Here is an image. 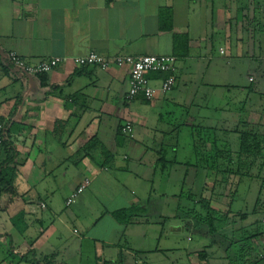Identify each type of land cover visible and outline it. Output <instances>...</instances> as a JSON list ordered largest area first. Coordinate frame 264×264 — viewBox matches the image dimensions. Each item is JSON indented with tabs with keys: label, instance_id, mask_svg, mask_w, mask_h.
<instances>
[{
	"label": "crops",
	"instance_id": "crops-1",
	"mask_svg": "<svg viewBox=\"0 0 264 264\" xmlns=\"http://www.w3.org/2000/svg\"><path fill=\"white\" fill-rule=\"evenodd\" d=\"M259 5L258 0L245 7L243 0H0V124L17 152L13 189L0 190V237L8 238L0 264L44 258L58 264H128L126 256L139 264L136 255L173 250L168 239L161 243L165 222L176 221L172 217L145 215L121 224L112 213L131 204L145 210L152 195L176 200L210 195L215 175L193 165L192 135L193 162L177 160L179 132L164 125L165 119L172 121L173 109L188 108L199 87L232 84L226 83V65L242 59L240 40L259 23L252 16ZM175 35H187V43L175 48ZM90 51L105 57L173 55L176 85L151 100L128 102V68L72 64L71 58ZM9 52L28 63L53 56L66 61L50 72L24 75L8 65ZM246 55L257 61L251 50ZM232 72L242 77L241 70ZM247 81L255 79L248 75ZM238 90L247 98H264L256 87ZM247 98L239 108L242 122L264 128V113ZM188 118L185 124L195 126ZM58 120L66 123L64 145L53 132ZM126 122L132 137L119 133ZM4 158L1 150L0 161ZM170 164L186 167L181 182L186 189L168 182L162 167ZM189 168L191 179L185 180ZM85 178L89 184L66 206ZM189 256L192 261L195 252ZM196 256L194 264L208 263V254L202 261ZM223 258L228 261L226 254Z\"/></svg>",
	"mask_w": 264,
	"mask_h": 264
},
{
	"label": "rangeland",
	"instance_id": "rangeland-1",
	"mask_svg": "<svg viewBox=\"0 0 264 264\" xmlns=\"http://www.w3.org/2000/svg\"><path fill=\"white\" fill-rule=\"evenodd\" d=\"M246 1L250 0H243L244 7ZM258 1L260 5L258 8H254L252 16H255L259 23L255 22L253 27L247 30V34L243 30L242 41L240 40V47L243 51L241 54L242 59L235 61V64L232 62L230 63L231 65H226L225 68L228 72L226 83L232 84H221V86H214L213 88L199 87L196 99L192 103H188V108L173 109L174 117L172 121H169L171 119H165L167 124L164 125L169 129L177 128L179 132L178 148L176 153H174L177 160L183 158L184 161L193 162L191 153V127L185 124V120L188 117L192 118L189 121L193 125L218 129L219 147L228 143L232 151L237 150L238 134L231 131L235 126L240 125V122L244 119L245 115L243 116L240 113L239 108L246 102L248 95V93L241 94L238 87L242 86L245 90L250 87H256L259 91L262 90L260 92H264V0ZM248 50H251L256 56L258 55L257 61L249 60L251 53L248 54V57L246 55ZM232 69L236 71L241 70L242 77L240 78L238 75H235L236 73L232 72ZM248 75L254 77L255 81L253 83L247 81ZM248 99L252 101L250 102ZM247 101L251 105L255 104L258 106V109L261 110L258 111L264 113V98L261 95L258 97L252 95L251 97V94H249ZM259 131L264 134V128L260 127ZM167 141L164 142V149L170 152V149H167V147H170ZM120 148L116 147V149ZM263 159L264 156L260 159V163ZM258 164L259 161L255 164L254 170L251 171V177L239 179L236 176H231L228 182L225 181L224 184L220 185L216 184L214 188H211L210 195L214 197L213 200L215 202L212 205L215 209L220 210V212H227L229 210L230 219L232 220L229 226L226 225L220 229L215 236L207 235L206 228L203 225L185 214L188 208L193 209V200L187 198L177 200L167 199L158 195H152L149 203L144 204L146 210L144 216L146 215L148 219H156L159 214H162L163 218L172 217V219L176 220L165 222L161 237V243L167 239L168 242H172L173 250L160 254L148 253L144 257L136 255V259L141 261L139 264H194L193 261L196 262L195 258H197L196 253L202 250L208 252L207 264H230L229 261L223 258L224 254L232 257L236 261V264H264V222L262 221L264 219V165L260 167ZM170 167L171 164L162 167L168 182L170 184L177 183L181 188L183 186L186 189L187 182L185 186L181 183L186 172V167L182 168L178 165ZM191 173L192 169L189 168L185 180L191 179ZM215 178L213 179L215 180ZM158 185L159 181L154 182L153 191H157ZM210 195L206 194L204 196ZM146 230L152 232V227H146ZM233 231L232 240L235 245H232L228 249V252H225L227 246L223 244L229 242L231 232ZM254 233H258L259 235L253 240L251 244L252 248L248 245L250 251L241 252L240 250L246 247L242 248L243 240L241 238L246 234L251 235ZM222 236L227 237V240ZM68 240L73 241L74 237L69 234ZM7 243L8 238L0 237L1 249L6 248L8 246ZM208 245L211 247H206ZM192 250L195 252V258L191 261L189 254H191ZM126 259L128 260V264H134L133 257L126 256Z\"/></svg>",
	"mask_w": 264,
	"mask_h": 264
},
{
	"label": "trees",
	"instance_id": "trees-1",
	"mask_svg": "<svg viewBox=\"0 0 264 264\" xmlns=\"http://www.w3.org/2000/svg\"><path fill=\"white\" fill-rule=\"evenodd\" d=\"M187 41V35H175L174 47L178 48L184 46ZM185 54L186 51L184 50L182 55ZM8 65H10V62ZM3 67L5 71L7 66L3 65ZM65 125V122L58 120L53 129L54 135L61 145H64L63 136ZM2 127L4 140L0 145V152L1 150L5 152V158L0 161V190L13 189V181L17 167V152L11 142L7 139L5 126L2 125ZM259 129L260 127L258 126H250L245 122H240V125L234 127L232 130L238 134L237 150L232 151L228 143L224 144L222 147L218 146V129L196 125L192 126V147L195 159L193 165L195 167L208 169L214 173L216 178L213 188L216 184L220 185L224 184L225 181L228 182L231 176H236L239 179L251 177V171L254 170L256 167L255 164H257L258 161L260 167L264 165V159L261 160L260 163V159L264 156V134H262ZM119 133L121 134V128L119 129ZM187 198L193 200L194 206L193 209L188 208L185 214L192 217L197 223L203 225L206 228L207 235L215 236L220 229L231 224L232 220L230 219L229 210H227V212H220L211 207V200L214 199L212 195L209 197L202 195L196 198L189 194ZM144 211V209L137 207L135 204H131L125 208L116 210L112 213V216L118 223L127 224L134 217L144 216ZM233 234L234 231L231 232L230 240L226 243V252H228V249L232 245H235L232 240ZM258 235V233L244 235V237L241 238V240H243L241 246L242 248L244 246L246 247L240 251L249 252L250 247L248 245L251 246L253 240L258 237ZM222 237L227 240V237ZM197 255L201 261L207 258L205 250L197 252ZM226 258L230 264H236V261L232 257L226 255ZM36 264L58 263H54L53 258H44L42 260H36Z\"/></svg>",
	"mask_w": 264,
	"mask_h": 264
},
{
	"label": "built area",
	"instance_id": "built-area-1",
	"mask_svg": "<svg viewBox=\"0 0 264 264\" xmlns=\"http://www.w3.org/2000/svg\"><path fill=\"white\" fill-rule=\"evenodd\" d=\"M6 59L24 75L47 73L66 61L63 56H53L37 63H28L14 52H9L6 55ZM71 62L75 67L95 66L100 70H107L111 67L128 68V92L126 94L128 102L140 97L151 100L158 93H169L176 85L177 58L173 55L132 56L118 54L112 57H105L90 51L85 55L71 58ZM153 75L155 76L153 78L158 82L157 85L152 84ZM132 131L131 122H126L121 127V134L126 137H132ZM3 140V127L0 125V145ZM89 182V178H85L67 197L65 205L69 206L72 204ZM41 206L44 207L43 204Z\"/></svg>",
	"mask_w": 264,
	"mask_h": 264
}]
</instances>
